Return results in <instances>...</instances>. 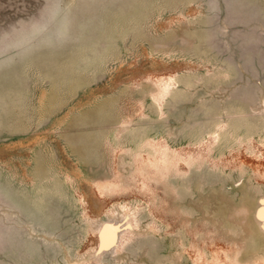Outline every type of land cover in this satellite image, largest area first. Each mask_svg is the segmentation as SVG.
<instances>
[{"label":"rangeland","instance_id":"rangeland-1","mask_svg":"<svg viewBox=\"0 0 264 264\" xmlns=\"http://www.w3.org/2000/svg\"><path fill=\"white\" fill-rule=\"evenodd\" d=\"M217 1L0 0V264H264V63L231 56L264 6ZM183 51L219 103L172 143L144 123Z\"/></svg>","mask_w":264,"mask_h":264},{"label":"crops","instance_id":"crops-1","mask_svg":"<svg viewBox=\"0 0 264 264\" xmlns=\"http://www.w3.org/2000/svg\"><path fill=\"white\" fill-rule=\"evenodd\" d=\"M208 1L211 0H182L175 7L176 9H188L191 5H202L207 2V9L204 8V14L208 15H220L223 14V5L221 7H208ZM219 1V0H218ZM217 1V2H218ZM219 5V4H218ZM231 6V5H230ZM264 6V0H234L232 8L234 14L239 16H250L255 15L258 9H262ZM221 8V9H219ZM223 10V11H222ZM153 14H161L158 11L152 12ZM143 14V12H142ZM202 14V16L204 15ZM245 21V20H244ZM240 54L232 56L234 62L238 64L235 69L240 76L241 63L246 62L256 65L257 63H264V46L253 44L249 41V44L242 47H235ZM212 52L219 53V49H212ZM224 52H227L224 50ZM234 53V52H233ZM236 59V60H235ZM196 59L187 52L176 53L174 59L168 62L167 69L174 72L175 77L178 79V87L170 91L169 96L166 97L162 106L160 107H149L151 110V117L149 123H144L145 127L151 134H162L169 139L172 143H184L193 142L200 138L199 131L194 134L193 127L195 124L194 120H208V116H193L191 115L192 110L189 107H217L219 101L215 99L198 100V96H214L206 93L204 86L198 84L199 77L202 72L197 69L194 64ZM214 73L208 72L209 76H213ZM256 75L249 73V86L254 89L250 102L255 104L256 98ZM207 89H210L207 88ZM250 97V96H249ZM163 116V117H162Z\"/></svg>","mask_w":264,"mask_h":264},{"label":"bare ground","instance_id":"bare-ground-1","mask_svg":"<svg viewBox=\"0 0 264 264\" xmlns=\"http://www.w3.org/2000/svg\"><path fill=\"white\" fill-rule=\"evenodd\" d=\"M173 79V78H172ZM172 79H169L167 82H162V81H158V82H160L159 84L162 86V90H163V92H162V95L160 94L161 93V91H160V93H159V95L161 96V98H162V100L164 101V99L169 95V92H170V90H172V89H174L175 88V85H176V83L175 82H171L172 81ZM161 80V79H160ZM163 80V79H162ZM160 96L158 97V98H160ZM161 103H162V101H161ZM160 103V104H161ZM161 145V144H160ZM168 146V145H167ZM162 148V147H161ZM163 149V148H162ZM169 149V148H168ZM168 149L166 150V149H164V150H162V152L164 151V153L166 152V151H168ZM164 155V154H163ZM161 157H162V155H161ZM164 158V157H163ZM166 162V161H165ZM142 165V164H141ZM99 184V183H98ZM115 190V189H114ZM117 190V189H116Z\"/></svg>","mask_w":264,"mask_h":264}]
</instances>
